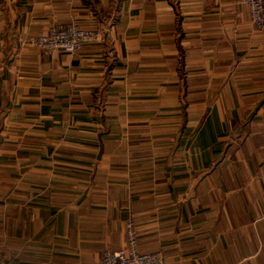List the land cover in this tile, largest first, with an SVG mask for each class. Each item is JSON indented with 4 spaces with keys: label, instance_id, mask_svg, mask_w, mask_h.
I'll list each match as a JSON object with an SVG mask.
<instances>
[{
    "label": "crops",
    "instance_id": "1",
    "mask_svg": "<svg viewBox=\"0 0 264 264\" xmlns=\"http://www.w3.org/2000/svg\"><path fill=\"white\" fill-rule=\"evenodd\" d=\"M51 21L104 36L33 50ZM127 218L164 264H264V33L238 0H0V264H96Z\"/></svg>",
    "mask_w": 264,
    "mask_h": 264
},
{
    "label": "built area",
    "instance_id": "2",
    "mask_svg": "<svg viewBox=\"0 0 264 264\" xmlns=\"http://www.w3.org/2000/svg\"><path fill=\"white\" fill-rule=\"evenodd\" d=\"M238 3L245 10L248 24L255 31L264 33L263 0H238ZM231 34L234 36L235 30H232ZM103 36V29L99 26L85 27L70 21H51L46 30L31 37L28 44L36 51L59 50L73 54L83 45L100 42ZM224 138V121L215 104H211L195 133L190 137L189 148L198 153L203 166H208L220 157ZM186 197L187 191L181 195V199ZM123 237V245L112 250H102L96 264H164L157 254L138 250L134 223L130 218L123 221Z\"/></svg>",
    "mask_w": 264,
    "mask_h": 264
}]
</instances>
